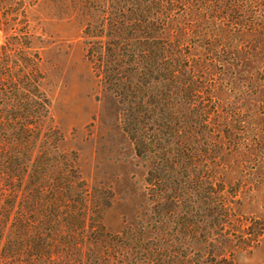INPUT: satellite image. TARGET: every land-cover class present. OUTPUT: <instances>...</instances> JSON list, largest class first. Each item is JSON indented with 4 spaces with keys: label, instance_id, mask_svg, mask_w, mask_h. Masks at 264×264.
Here are the masks:
<instances>
[{
    "label": "trees",
    "instance_id": "obj_1",
    "mask_svg": "<svg viewBox=\"0 0 264 264\" xmlns=\"http://www.w3.org/2000/svg\"><path fill=\"white\" fill-rule=\"evenodd\" d=\"M224 1L102 0V15L86 22V54L147 167L146 211L118 232L103 222L112 194L90 185L72 152L60 149L51 100L33 76L39 55L26 65L15 52L22 37L4 36L0 264H203L177 249L204 256L238 219L227 157L252 155L248 141L234 143L236 127L215 98L219 76L234 77L232 56L241 53L229 35L245 30L224 15L239 5ZM261 5L253 7L257 27ZM227 234L221 254L232 243Z\"/></svg>",
    "mask_w": 264,
    "mask_h": 264
},
{
    "label": "rangeland",
    "instance_id": "obj_2",
    "mask_svg": "<svg viewBox=\"0 0 264 264\" xmlns=\"http://www.w3.org/2000/svg\"><path fill=\"white\" fill-rule=\"evenodd\" d=\"M97 1L102 2L0 0V44L6 34H18L23 45L15 52L21 62L31 65L35 53L39 55L33 76L51 100L55 124L63 134L60 149L72 152L90 185L112 194L103 222L110 232H118L146 211L147 167L122 129L116 98L86 54V22L103 13ZM226 1L239 5L224 13L226 19L245 30L229 35L241 53L232 56L234 77L229 78V71L219 76L215 98L224 121L236 127L234 143L248 141L252 155L241 151L227 157L228 164L233 162L224 176L226 189L239 199L233 209L238 219L221 233H228L230 246L220 245L225 250L221 254L217 247L223 236L218 234L219 242L204 256L193 254V249L177 250L203 264H224V254L233 264H264V25L253 24V7L264 8V0ZM255 67L257 77L250 79L247 74Z\"/></svg>",
    "mask_w": 264,
    "mask_h": 264
}]
</instances>
